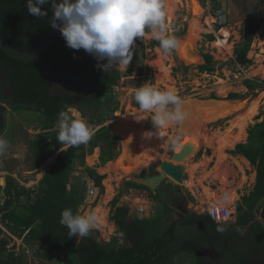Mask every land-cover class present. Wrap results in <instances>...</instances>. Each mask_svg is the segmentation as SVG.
Instances as JSON below:
<instances>
[{"label": "trees", "instance_id": "1", "mask_svg": "<svg viewBox=\"0 0 264 264\" xmlns=\"http://www.w3.org/2000/svg\"><path fill=\"white\" fill-rule=\"evenodd\" d=\"M26 3L27 0H0V29L12 46L30 52L38 47L48 31L52 5H42V11L47 15L38 18L28 13ZM257 30L258 27L252 28L245 47L238 50V59L244 65L250 62L247 52ZM210 38L214 40L213 36ZM82 51L68 48L60 31L47 51L32 62L15 60L0 48V136L7 131V108L13 112H36L37 128L42 132L29 144L33 153L32 168H40L58 154L56 162L35 189L22 187L12 176L7 177L4 189L0 186L6 197L4 204L0 205V263L24 264L9 252V241L3 237L4 227L14 237L39 247L40 255L46 259L54 257V253H65L66 264H176V258L183 254L180 253L183 243L177 240L176 226L167 224V208L162 219L136 218L127 225L130 209L118 206L120 196L112 201L111 218L118 231L125 235V240L132 244L130 246L121 244L118 237L109 243L100 242L94 229L86 238H70L68 229L59 222L65 209L82 215L80 208L86 204L90 183L104 190L106 176L86 166L87 155L94 148H101L102 165L117 157L118 137L109 126L100 127L88 143L79 146H65L57 139L61 111L68 112L72 118L70 109L74 107L93 112H82L79 118L94 130L104 121L114 119L112 114L118 109L112 95L113 87L121 78L119 72L107 68L106 71L113 73V76H108L93 64L62 74L65 67L74 65ZM207 61L203 71H210L214 64L210 55ZM81 81H92L94 90L85 95L80 90ZM59 83L60 92H54ZM246 85L251 89L261 86L251 80ZM231 97L237 98L238 95L232 94ZM104 110L110 113L107 119L98 116ZM249 142L239 145L234 154L245 156L257 167V183L254 190L241 199L237 207V222L229 226L230 232L218 233L216 228L221 225L207 214L192 215V223H199V230L203 228L205 232L211 227L219 235L223 253L215 254L221 260L220 264H259L260 260L264 263V221L261 219L264 207V123L254 129ZM79 165L84 168V178L75 177ZM126 186L128 189H144L133 182H126ZM237 228L243 229V235L236 231ZM208 236L210 241L215 238L213 231H209ZM198 237L201 239V235ZM194 264L219 263L198 258Z\"/></svg>", "mask_w": 264, "mask_h": 264}, {"label": "rangeland", "instance_id": "2", "mask_svg": "<svg viewBox=\"0 0 264 264\" xmlns=\"http://www.w3.org/2000/svg\"><path fill=\"white\" fill-rule=\"evenodd\" d=\"M197 1L199 2V8H202L201 19L200 17H197V19H199L204 26L199 37L193 40L194 42L192 41L198 60L194 61L193 58L179 52L182 50V46L189 42L191 36L190 31L192 32L193 30L191 29L192 19H196L193 14L194 9L192 3L188 2V0H184L182 4L175 7L174 10L170 12L169 0H163L166 34L174 36L179 40V49L173 51L170 55H165L160 47L159 41L155 40L146 29V35L141 39H137L142 45L144 54L143 61H138L125 75H123V72L127 70L128 66L126 68H124V66H113L108 68L121 74L120 80L113 87L112 95L118 109L112 114L114 119L104 121V124L101 126L94 127L93 131L95 133L97 128L102 126H109L111 128V131L118 137L116 149L117 157L115 160L102 165L100 160L102 154L101 148H94L92 152L87 155L86 166L96 169L100 175L106 176V178L103 181L104 190L102 191V189L97 188V194L94 197H89L87 192L86 204L80 208L82 215L86 216L87 213H93L95 208L104 202L105 198H110L107 204V208L110 210L107 219L108 224L104 226L99 223L98 227L94 228V230L97 231L95 236L100 242L109 243L118 235L117 227L111 218L113 214L112 201L118 196H120L121 200L119 206L123 205L129 207L131 210V218L127 220L128 225L131 224L132 218L136 216L132 206H139L135 204V199L145 198L149 210H152L147 213V216H149L148 218H152L155 212L154 217H156V220L162 219L160 208L161 206L163 208V204L167 203L176 207V205H174L175 203L182 202L181 198H177V193L173 192V190L179 192L180 186L171 178H167L166 181L154 191L140 188L130 191L126 186L127 177L130 175V178L134 176H144L143 174L146 173L145 169L151 163L161 171L159 164L163 161L171 160L175 150L181 147V142L185 136H188L190 139L191 135L182 132L180 130V125H173L163 129L161 134H166L165 140L154 145L157 147L160 146L158 152H154V149H152L147 157L148 159L146 158V153L145 155L141 154L142 156L140 157L144 161L131 173L125 172L116 162L123 152L124 142H126L125 134L131 137V133L129 132L117 133L114 127L116 122L130 115L146 113L147 117L145 119L147 122L145 132L150 131L154 133L155 131L151 122L153 114L140 111L139 106L132 99L136 88L142 86L144 83H148L159 90L175 91L183 103L191 100L240 102L241 106L229 111V116L211 123L204 122L205 124H203L201 128L202 131L200 130V134H198L199 132L193 134L194 136H201L199 147L198 150L184 162L188 178V170H191L190 177L192 175V181H189V184L187 181L182 185L185 189V193L192 195H190L192 198L189 196L192 200V203L189 205L191 211L197 214H204L205 209L209 207L207 205H211L209 203L203 204L204 198L202 196L205 193L203 187H209L217 195L220 194L219 190L222 189H224V191L234 190L236 191L234 205L227 207L231 209V212L236 217L235 212L237 208L235 209L234 207L236 202L245 195H249L254 190L257 183V167L252 165L243 155H235L234 152L239 145L250 143V137L254 129L258 125L264 123V17L260 13L264 0ZM259 8H261V10H259ZM224 9L227 15L229 14V20L226 26L219 27L222 23H225V15L223 14ZM210 20L213 22L212 28L208 26ZM255 24L258 26V30L255 32L254 39L247 52V60L250 62L244 65L238 59V50L245 47L247 36ZM223 29L230 30V50L228 51H220L218 46L215 45L219 40L225 39L222 33ZM210 36H213L214 40H211ZM202 53H205V55ZM207 55L213 57L214 64L210 66V71H203L202 67L208 65V61H206L205 58ZM91 56L92 55L89 54L88 57L81 58L72 67H65L62 74L66 75L84 66L90 67L93 64L98 66L107 63V61H97ZM98 70L101 73L105 72L108 76H113L112 72L104 71L102 67L98 66ZM249 80L257 81L261 86L251 89L246 85V82ZM60 87L61 84H57L54 87V92H60ZM80 90L85 95L90 94L94 90L92 81H81ZM232 94H236L238 97L232 98ZM254 103L256 107H253L254 109L250 111L249 109ZM82 112H86V110H77L75 107L70 109V113L74 118L80 117L79 115ZM86 113L90 114L93 112L87 111ZM109 115L110 113L108 110H104L98 116L106 118V116L108 117ZM37 116L38 114L36 112H13L10 108H7V131L0 137L9 142V147L3 155H0V186L3 187L7 183V177L12 176L22 187L33 190L38 187L46 171H49L50 167L55 163L58 154L51 157L40 168H32L33 153L29 144L37 134L42 132L41 129L37 128L39 127ZM57 128H59V123ZM222 134L226 135L220 140L218 137ZM138 137L139 134L135 135L134 139ZM239 137H243L242 139L244 141H236ZM240 157H244L248 160L249 167L244 165L245 163L239 159ZM206 158H211V162L208 163V168L203 169L205 166L207 167V163L204 164ZM109 164H111L110 174L107 172L103 173L102 170ZM196 164H204V166ZM218 164L224 169L222 173L216 172L215 168L218 167ZM80 167L82 166L79 165L77 167L75 177L84 178V169ZM208 173L210 174L209 179L205 183L202 182L203 178L208 177ZM197 176L200 178V186H195L198 185ZM244 178L246 180H244ZM73 180H75V178ZM111 181L112 183L109 185L114 189V194L108 192L107 184ZM155 194L158 195V199L155 201L159 204L157 209L155 208L156 203H154L152 199ZM4 196L5 193L2 189L0 191V203L4 200ZM96 201L97 204H95ZM161 201L163 204H161ZM23 202L26 203L27 201L24 199ZM148 208H146V210ZM262 211H264V207ZM120 241L121 244L131 245V243L125 241L122 236H120ZM203 255L217 260L219 264L221 263V260L215 253H204ZM194 257V255H190L189 253L180 255L176 258V264H194L196 260ZM259 264L264 263L260 260Z\"/></svg>", "mask_w": 264, "mask_h": 264}, {"label": "clouds", "instance_id": "3", "mask_svg": "<svg viewBox=\"0 0 264 264\" xmlns=\"http://www.w3.org/2000/svg\"><path fill=\"white\" fill-rule=\"evenodd\" d=\"M49 3L53 8L51 26L60 31L66 46L73 50L83 49L97 61H107L98 65L104 71L113 66L126 68L132 59L135 41L146 35V29L159 41L165 55L180 47L176 37L166 34L163 0H61L59 4L56 0H27V11L38 18L46 16L41 6ZM132 99L140 111L153 114L151 122L155 134L182 124L189 116L183 101L173 90H159L144 83L136 88ZM93 135L92 127L84 120L72 118L66 111L59 113L57 139L60 143L79 146L88 143ZM8 147L9 142L0 137V155ZM221 199L227 204L230 194L225 192ZM59 222L68 229V237L83 239L98 227L99 217L96 213L85 216L65 209ZM216 231L223 234L227 229L217 226ZM236 231L243 235V229Z\"/></svg>", "mask_w": 264, "mask_h": 264}, {"label": "bare ground", "instance_id": "4", "mask_svg": "<svg viewBox=\"0 0 264 264\" xmlns=\"http://www.w3.org/2000/svg\"><path fill=\"white\" fill-rule=\"evenodd\" d=\"M183 1L184 0H169L170 12H172L175 7H178L180 4H182ZM188 2L192 3V7L194 9L193 14L196 17V19H192L193 21H192V25H191L192 28L191 29H193V30H192V32L190 31L191 36L189 38V42L184 44L181 48L182 50H180L179 52H181L183 55H186V56H189L190 58H193V60L196 61V60H198V58L196 56L197 54H196L195 49H194L195 47L193 44V42H194L193 40H196L199 37V34L203 31V28H204V26L202 25V22L199 21V19H197V17H200V19H201V13H202L201 9L202 8L201 7L199 8V2L197 0H188ZM261 14L264 17V2H263ZM212 23L213 22H211V20L208 22V26H210V28H212ZM229 31L226 29H223L222 33L224 34L225 39L219 40V42H217L216 44L214 43L215 45L218 46V49H220V51L230 50V45H229L230 33H229ZM190 52L192 55L188 54ZM183 106H184L185 110L189 113V116L182 124H180V127H181L180 130L182 132L190 134L191 137L189 139L188 136H185L181 142V147H178L174 153H180L187 146L192 147L193 153L190 154V156L186 159V161H187L198 150L199 143H200L199 141H200L201 136L198 137V136H194L193 134L196 132H199L198 134H200V130H201L203 124L211 123L214 121H218L222 118H225L226 116H229V114H230L229 111L236 109L237 107H239L241 105H240V102H233V101L232 102H222V101H215V100H210V101L191 100V101L184 102ZM253 107H256L255 103L252 104V107L249 110L252 111L254 109ZM146 117H147L146 113L130 115V116H127V117L120 119L118 122H116L114 124L115 131L117 133H119V132L131 133V137H129L128 135L125 134L126 142H124L125 144L123 146V152L121 154V157L116 161L121 166V168H123L124 171L127 173H131L132 171H134L136 169V167L144 161L141 159L140 156L145 155V153H146V158H147L149 153L152 151V149H154L153 150L154 152H158L160 146L157 147L154 145L165 140L166 134H164V133H162L163 135L162 134H155L156 129H155L154 133H152V134L149 133L150 131L145 132L146 131L145 126H146V122H147L145 119ZM138 134H139V137L134 139V136L138 135ZM225 135L226 134L219 135L220 137H218V138H220V140H221ZM242 138L243 137H239V139H237L236 141L239 140V142H241L243 140ZM239 159L245 163L244 165L249 167V162L244 157H240ZM186 161H184V162H186ZM204 161H205L204 164L207 163V167L205 166L203 169L208 168V166H209L208 163L211 162V158H209V159L206 158V160H204ZM184 162L181 164L185 165ZM174 163L177 165L179 164L176 162H174ZM204 164H196V165L204 166ZM110 167H111V164H109L104 170H102V172L103 173L107 172L110 174V171H111ZM148 167H156V166L153 163H151L148 165ZM215 169H216V172L222 173L224 171V169L221 168L219 166V164H218V167H216ZM154 171L155 172L152 171V172L148 173L144 178L137 180V181L147 185L150 188H153L154 186H156L158 184L159 180L163 177L162 176V174H163L162 170L160 171L159 169L155 168ZM188 171H189L188 172L189 178L187 179V181L189 184V181H192V175L190 177L191 170L189 169ZM185 172H186V167H185ZM209 173H208V177L203 178L202 182H204V183L207 182V180L210 177ZM244 180H246V179L244 178ZM199 181H200V178H199V176H197L198 185H195V186H200ZM110 183H112V181L107 184L108 192L111 194H114V191H113L114 189L112 188L111 185H109ZM188 184H186V185H188ZM223 186H224V184H223ZM116 187H118V186H116ZM203 190H205L204 191L205 193L202 196L204 198L203 204L209 203L211 205H218V206H223V207H225V206L231 207L232 205H234V199L236 197V191H234V190L224 191V189H222L223 191L219 190V192H220L219 195L214 193L209 187H203ZM225 192L230 194V201L227 204L223 203L222 199H221ZM109 199H110L109 197L105 198L104 202L102 204H100L97 208H95V210L93 212V213H96L98 215L99 223L101 225H104V226H106L108 224L107 219H108L110 210H109V208H107V204H108ZM135 204L147 205V202H146V200H143V199H135ZM88 214H90V213H87L86 215H88Z\"/></svg>", "mask_w": 264, "mask_h": 264}, {"label": "crops", "instance_id": "5", "mask_svg": "<svg viewBox=\"0 0 264 264\" xmlns=\"http://www.w3.org/2000/svg\"><path fill=\"white\" fill-rule=\"evenodd\" d=\"M97 129H99V128H97ZM80 168L84 169L83 167H80ZM6 184L3 187L2 186L1 187L4 189L6 187ZM89 186H90V188L94 187L92 183H90ZM135 189L136 188H130L129 190L133 191ZM173 192L177 193V198L178 197L181 198L182 202L181 203H175L174 205H176V207H174V206H171V205H169V204H167L165 202H164L165 204H163L162 201H161V204H163V208H162V206L160 204V206H161L160 215L163 216V213H165V210H166V209L164 210V205H165V208L168 209V214L165 217L166 220L168 221L167 224L171 225V226H173V225L176 226L177 240H178V242L180 241L181 243H183L182 244V248L180 249V253H183V254L189 253L190 255H194L195 259L203 258V259H211V260H213L212 258L204 256L203 254L204 253H223L222 252L223 250H220V248L222 249V247H223V243H222V241L218 240V236L219 235L216 234L214 232L213 228H211V227H209L208 230L206 229L207 231L204 232V229L202 227H201L202 229L199 230V223H196V224L192 223L193 222L192 221V215H206L207 211H208V208H210L211 205H207L209 207H207L205 209V213L204 214H199V213L197 214V213L191 211V209L189 208L190 203H192V200H191V198H192L191 196L192 195L191 194H190L191 196L189 195L191 198L189 197L190 199L188 201L181 195L180 189H179V192L176 191V190H173ZM132 194H133V192H132ZM152 199H153V202L156 203L155 201L158 199V195L157 194L153 195ZM241 199L242 198H240L238 200V202H236V204L234 206L235 209L238 207L239 203L241 202ZM143 200H145V198ZM137 205H139V206H132L134 208V210H135L136 216L134 218H132L131 223L136 218H139L138 210H139L140 207H144L145 209L148 208V206L144 205V204H137ZM118 206H119V204H118ZM158 206H159V204L156 203L155 208L157 209ZM120 207H126V206L120 205ZM150 211H152V210L151 209L149 210V208L146 210L144 219H155L156 218V217H154L155 212L152 215L153 216L152 218H148L149 216H147V213L150 212ZM130 215H131V210H130V213H129V216H128L127 220L129 218H131ZM149 215H151V214H149ZM235 215H236V217L234 216V219L231 222H229L227 224H220L221 226H224L227 229V232H230V227L229 226L231 224H235L237 222V218H238L237 209H236ZM127 220H126V224L128 225ZM262 220L264 221V219H262ZM113 223L115 224V222H113ZM129 225H131V224H129ZM0 226H2L1 223H0ZM116 227H117L118 235H116L115 237H118L120 239V236H122L123 239L125 240V235L123 233H121L120 231H118L119 228H118L117 225H116ZM3 229L5 230V234L3 235V237L5 239H8L9 243H10L11 240H13V238L14 239H20L18 237H14L13 235H11L10 232L8 230H6L4 227H3ZM209 231H213V233H214V237L215 238L212 241H210V238L208 236ZM198 235H201V239H199ZM13 241H15V240H13ZM120 243H121V241H120ZM129 246H130V244H129ZM183 254H181V255H183Z\"/></svg>", "mask_w": 264, "mask_h": 264}, {"label": "water", "instance_id": "6", "mask_svg": "<svg viewBox=\"0 0 264 264\" xmlns=\"http://www.w3.org/2000/svg\"><path fill=\"white\" fill-rule=\"evenodd\" d=\"M61 2V0H56V3L59 4ZM261 13V11H260ZM262 15V14H261ZM52 19H53V8L51 11V20H50V25L48 28V31L44 37V39L42 40V42L38 45L37 48H35L33 51L27 52V51H20L18 49H16L14 46H12V44L8 41V39L6 38V36L3 34V32L0 29V48L11 58L18 60V61H22V62H32L36 59H38L43 53H45L47 51V49L53 44L59 30L55 29L51 26L52 23ZM83 54L74 62V64L76 62H78L81 58L83 57H88V55H86L84 53V50L82 51ZM188 54H191L188 53ZM192 55V54H191ZM92 57V56H91ZM93 58V57H92ZM144 59V54L142 51V45L141 43L136 40L134 43V46L132 48V59L128 64V68L126 71L123 72V75H125L129 70H131V68L137 64L138 61H143ZM135 62V64H134ZM193 153V148L192 147H185L184 150H182L180 153H174L173 157H172V161L171 160H166L163 161L159 164L160 169L162 170V178L159 180L158 184L156 186H154L153 188L148 187L147 185L137 181L140 180L142 178H144L148 173L150 172H155L154 169L156 167H148L146 168V174L142 177L140 176H134L132 178L127 177L126 178V182H133L136 183L138 185H140L141 187H143L144 189H147L149 191H154L157 190L161 184H163L167 178H171L175 183H178V185L180 186V193L181 195L189 201V194L185 193V189L182 187V185H184V183L187 181L188 176L185 172V166L181 163H183L184 161H186V159L190 156V154ZM179 163L178 165L175 164ZM153 168V169H152ZM152 170V171H151ZM261 218L264 219V211H262L261 213Z\"/></svg>", "mask_w": 264, "mask_h": 264}, {"label": "built area", "instance_id": "7", "mask_svg": "<svg viewBox=\"0 0 264 264\" xmlns=\"http://www.w3.org/2000/svg\"><path fill=\"white\" fill-rule=\"evenodd\" d=\"M97 194V188L91 187L88 191L89 197H94ZM6 197L0 203L3 205ZM146 209L140 207L138 215L140 219L145 217ZM207 215L216 224H227L234 219V215L229 207L218 205H211L208 208ZM15 240V241H13ZM9 243V252L13 254L16 259L23 260L24 264H66L65 253H54V257L46 259L39 253V247L26 243L23 239H14Z\"/></svg>", "mask_w": 264, "mask_h": 264}, {"label": "flooded vegetation", "instance_id": "8", "mask_svg": "<svg viewBox=\"0 0 264 264\" xmlns=\"http://www.w3.org/2000/svg\"><path fill=\"white\" fill-rule=\"evenodd\" d=\"M259 10H261V8H259ZM259 10H258V11H259ZM223 11H224L223 14L225 15V23H226V24H225V23H222L219 27H221V26H222V27H223V26H226V25H227V21L229 20V14L227 15V12L225 11V9H224ZM252 14H253V13H252ZM254 26H256V24H255ZM254 26H253V27H254ZM253 27H252V28H253ZM257 27H258V26H256L255 28H257ZM202 54L205 55V53H202ZM207 56H208V55H207ZM207 56H205L206 61H207ZM134 64H135V62H134ZM132 68H133V67H132ZM132 68H131V69H132ZM145 174H146V173H145Z\"/></svg>", "mask_w": 264, "mask_h": 264}]
</instances>
